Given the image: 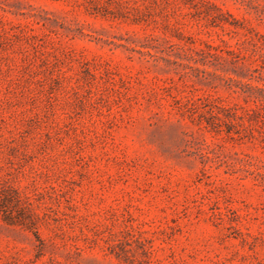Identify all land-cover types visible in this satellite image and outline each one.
I'll return each instance as SVG.
<instances>
[{
  "label": "rangeland",
  "instance_id": "374dc122",
  "mask_svg": "<svg viewBox=\"0 0 264 264\" xmlns=\"http://www.w3.org/2000/svg\"><path fill=\"white\" fill-rule=\"evenodd\" d=\"M0 264H264V0H0Z\"/></svg>",
  "mask_w": 264,
  "mask_h": 264
}]
</instances>
